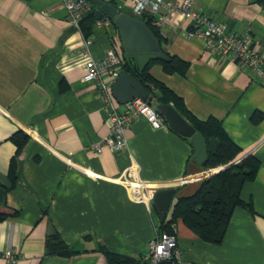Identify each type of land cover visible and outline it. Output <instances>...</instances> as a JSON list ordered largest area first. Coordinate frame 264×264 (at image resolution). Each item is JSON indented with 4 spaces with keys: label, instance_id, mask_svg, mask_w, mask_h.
<instances>
[{
    "label": "crops",
    "instance_id": "crops-1",
    "mask_svg": "<svg viewBox=\"0 0 264 264\" xmlns=\"http://www.w3.org/2000/svg\"><path fill=\"white\" fill-rule=\"evenodd\" d=\"M104 1L132 14L129 0ZM193 8L235 33L248 30L260 41L255 49L264 51V0H194ZM192 28L191 17L175 11L158 29L161 46L189 63L185 74L168 73L151 61L147 72L180 97L190 115L222 123L241 149L228 164L250 155L260 164L240 190L254 212L236 206L219 243L201 239L178 219L177 243L192 264H264V82L250 67L215 55L202 39L188 36ZM88 37L95 59L110 46L126 59L111 18L94 21ZM84 48L81 26L70 22L60 0H0V184L7 188V206L17 210L0 221V250L16 251L15 264H108L101 246L139 257L161 231L169 207L166 197L155 193L174 187L173 196L190 195L220 171L221 166L204 169L192 161V143L165 121L153 128L135 118L124 131L125 147L113 150L104 140V97L97 85L83 80ZM20 130L28 139L18 149L13 135ZM131 168L147 183L149 203L133 199L118 179ZM54 235L77 252L47 254ZM0 264L7 263L0 258Z\"/></svg>",
    "mask_w": 264,
    "mask_h": 264
},
{
    "label": "built area",
    "instance_id": "built-area-1",
    "mask_svg": "<svg viewBox=\"0 0 264 264\" xmlns=\"http://www.w3.org/2000/svg\"><path fill=\"white\" fill-rule=\"evenodd\" d=\"M67 11L70 22L80 29L81 18L92 10L90 0H60ZM194 0H184L182 3L169 0H129L131 13L143 16L152 27L159 29L166 22L171 21L175 11H181L191 17L193 28L188 36H197L204 42L206 48L213 54L229 58L239 65H246L264 82V51H258L254 40L248 30L241 34L235 33L226 24L213 20L207 13L193 8ZM92 39L85 37V48L82 53L85 69L83 80L94 83L104 97L107 109L108 133L105 137L113 150L125 147L124 131L130 123L138 117H143L153 128L165 125L162 116L152 104L142 98H133L122 104L119 110L118 103L113 97L111 86L123 70L124 59L114 46L106 49L101 59H95L90 52ZM94 147L100 151V144ZM129 189L133 199L149 203L151 195L146 194L147 183L135 175L134 169H129L118 177ZM19 254L11 248L0 250V258L7 264H15ZM148 264H157L160 260H169L171 264H192L182 257L175 234L158 231L149 241V248L142 255Z\"/></svg>",
    "mask_w": 264,
    "mask_h": 264
},
{
    "label": "trees",
    "instance_id": "trees-1",
    "mask_svg": "<svg viewBox=\"0 0 264 264\" xmlns=\"http://www.w3.org/2000/svg\"><path fill=\"white\" fill-rule=\"evenodd\" d=\"M94 7V4H92V10L80 20L81 30L85 37L90 35V26L96 21ZM139 18L151 29L160 45L163 44L164 41L160 31L152 27L150 22L144 19L143 16H139ZM161 52L166 54L169 59H154L150 63H161L168 73H186L189 67L188 62L178 56L170 55L162 46ZM147 67L136 74L124 59L123 69L134 73L138 80L152 91V95L157 102L171 103L202 134L207 152L206 160L201 165L202 168L223 166L232 161L241 149L228 136L222 123L216 118L211 117L200 120L190 115L182 99L165 84L154 79L147 72ZM257 119L258 117L255 116L254 120ZM13 139L19 149L28 139V135L20 130L13 135ZM11 162L13 165L14 158ZM259 164V159L254 155H250L204 179L192 194L178 197L172 218L168 221L162 219L159 229L175 234L174 224L178 219H181L201 239L207 242L219 243L223 239L231 214L236 206H245L248 210L254 212L252 203L241 199L240 190L245 181L252 180L256 176ZM9 178L12 184L16 182L15 168L11 167ZM6 192L7 188L0 184V221L17 214V210L7 206ZM100 249L104 252L108 264H148L142 259V255L139 257L123 255L110 251L105 246H101ZM76 252L59 235L51 236L47 240L46 253L49 255L70 257Z\"/></svg>",
    "mask_w": 264,
    "mask_h": 264
},
{
    "label": "water",
    "instance_id": "water-1",
    "mask_svg": "<svg viewBox=\"0 0 264 264\" xmlns=\"http://www.w3.org/2000/svg\"><path fill=\"white\" fill-rule=\"evenodd\" d=\"M91 1L96 5L94 11L96 20L107 21L111 18L114 24L117 25L126 60L134 73L138 74L142 72L148 63L154 59H169L166 54L161 52L160 42L143 20L119 10L104 0ZM134 73L126 69L120 72L111 86L113 97L119 104H124L133 98H142L152 104L172 130L192 143L194 148L192 161L198 165H202L207 157L206 144L202 134L171 103L157 102L156 98L152 95V91L141 83ZM231 164L221 166L218 170L224 169ZM174 191V187L159 189L154 195L155 198L158 195L166 197L167 206L169 207L164 214L165 221L172 218L177 204L178 197L173 196ZM157 264H171V262L169 260H160Z\"/></svg>",
    "mask_w": 264,
    "mask_h": 264
}]
</instances>
